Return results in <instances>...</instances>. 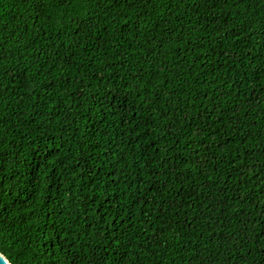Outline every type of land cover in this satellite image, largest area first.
<instances>
[{
    "label": "trees",
    "instance_id": "1",
    "mask_svg": "<svg viewBox=\"0 0 264 264\" xmlns=\"http://www.w3.org/2000/svg\"><path fill=\"white\" fill-rule=\"evenodd\" d=\"M9 264H264V0H0Z\"/></svg>",
    "mask_w": 264,
    "mask_h": 264
},
{
    "label": "water",
    "instance_id": "2",
    "mask_svg": "<svg viewBox=\"0 0 264 264\" xmlns=\"http://www.w3.org/2000/svg\"><path fill=\"white\" fill-rule=\"evenodd\" d=\"M0 260H2L3 264H9L5 256L0 252Z\"/></svg>",
    "mask_w": 264,
    "mask_h": 264
},
{
    "label": "snow or ice",
    "instance_id": "3",
    "mask_svg": "<svg viewBox=\"0 0 264 264\" xmlns=\"http://www.w3.org/2000/svg\"><path fill=\"white\" fill-rule=\"evenodd\" d=\"M0 264H3L2 260H0Z\"/></svg>",
    "mask_w": 264,
    "mask_h": 264
}]
</instances>
